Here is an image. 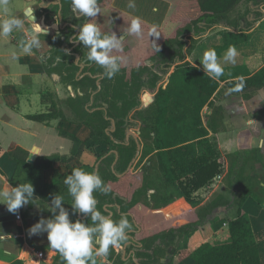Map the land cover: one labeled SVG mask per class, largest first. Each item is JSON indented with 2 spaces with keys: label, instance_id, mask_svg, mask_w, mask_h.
Returning a JSON list of instances; mask_svg holds the SVG:
<instances>
[{
  "label": "rangeland",
  "instance_id": "1",
  "mask_svg": "<svg viewBox=\"0 0 264 264\" xmlns=\"http://www.w3.org/2000/svg\"><path fill=\"white\" fill-rule=\"evenodd\" d=\"M17 1L21 2V0ZM46 1L49 2V0H44L45 3H47ZM261 3H264V0H243L241 7L231 11L221 24L210 28L205 34L196 35L195 31L184 32L185 27L180 25L173 32V35L167 36L163 32L159 37H149L150 30L146 31L143 29L140 36L130 34L128 32L130 20L121 13V10L117 12L114 10L110 11L109 7L103 8L99 4L100 13L96 17H84L82 14L74 12L71 2L67 12H63L65 18H63L62 13L54 14L49 8L50 5L43 8L44 13H41L40 10L37 13L39 17L46 15L47 22L51 23L52 33L50 35L41 33L39 37L40 40L49 41L53 47L52 51L47 54L48 57L44 60L49 79L53 81V74H56L55 79L60 76L63 83L62 90L65 94L70 93L67 91L66 82L72 81L74 84L81 82L80 84H83L84 89L91 90L88 95L87 91V96L82 101L83 104L93 100V96H95L93 84L96 87L104 86V70L99 65L86 59L89 50L87 46L78 41L72 43L71 38L78 35L79 26L85 22L96 23L101 30L102 36L115 33L118 38L123 37V50L113 49L110 54L124 56L126 62L122 64L120 71L113 78L108 79L107 83L114 85L116 77L120 75L122 77L121 90L128 94L133 92V97L139 98L140 107L137 109L138 111L134 109L129 112L127 119L129 120L128 122H131V127H138L139 123H142L141 136L143 142L140 148L141 151L137 148L134 157L128 165V169L123 173H119V187H110L111 191L107 194L99 192L95 198L99 206L109 200L114 193H117L127 202L125 207L131 212L134 218L133 221L139 224L141 229L133 228L132 220L128 219L131 230L127 233L128 239L122 245L130 242V240L139 241L141 244L143 243L151 248V254H154L151 259L145 256L138 257L140 264H188L190 252L193 248H197L198 244L205 242L215 244L219 242L213 236H216V231L221 229L224 221L228 219L230 221V217L236 215L237 204L230 212L227 209L228 204L234 200L235 195H238L237 197L240 199L244 198L248 193H264V188L260 186L262 178L259 177L258 169L253 165L254 161L259 158L258 151L255 149H251V151L250 149L240 150L239 147L241 146H238L237 143L234 147H230L231 149L224 147L225 143L230 139L235 141V139L240 137L242 131H239L240 133L236 131L242 125L241 117L244 112V106L241 103L242 97L240 95L227 96L225 94L226 86L223 82L215 96L213 105L206 106L203 110L204 123L209 125L214 122L217 128L216 132L209 129V139L216 145L222 156L223 173L216 177L211 184L193 193V198L198 202L196 206H191L185 199L179 198L177 195H175L173 201L168 200L169 192L163 183L153 153H150L152 134L149 123L142 120L147 108L151 105H143V92L145 90L157 92L159 87H164L176 65L181 63V57L177 55L178 51L187 56V60L195 63L202 54L201 50H197L196 47L207 40L213 39L219 31L225 29L230 31L251 30L255 25L254 22L264 18V12L262 11L264 5ZM251 4L252 7L250 6ZM52 16H58L56 21H53ZM63 22L65 26L62 25ZM55 25H58L60 32L55 31L57 29ZM40 26L42 28L44 25L40 24ZM261 30H264V24L256 28L255 32ZM158 32L160 33V30ZM180 32L184 33L179 34ZM152 40H155L157 44L155 47ZM256 43L257 41L249 43L247 48L244 49V53L257 52L259 46ZM260 45H264V40ZM156 48H159V51H156ZM73 51L75 52L74 55ZM67 54H69L68 58L65 57ZM172 55H177V57L169 65L168 62H171L169 58ZM76 57H79V59ZM244 60L246 58L236 54L234 62L225 63L236 64L244 62ZM81 65L84 66L81 72L87 75L82 79H77ZM126 72H128L130 77L126 75ZM70 73L75 74L74 80L71 79ZM88 79L89 81L87 82ZM128 81V87L131 86L132 91L126 88ZM51 90L52 87L45 85L43 92L46 93L47 98L50 96ZM107 98V96L99 97L94 104L95 107L97 104H101L103 99ZM243 98L247 100L250 96H243ZM147 100L149 101V99ZM61 101L65 103L66 99L63 98ZM117 103V106H120V101ZM77 106H80V103H77ZM139 110L144 112L140 114ZM250 142L251 139L249 144ZM113 147V149L117 148L119 151L120 146L114 145ZM120 154L121 152L119 151L116 157H119ZM99 164L101 165V161L98 162L96 160L93 165L96 171ZM103 167L108 169V163L103 165ZM101 173H104V170H101ZM102 180L105 182L104 178ZM107 185L110 184L108 183ZM180 199L183 200L181 201ZM65 206L66 211L71 210L69 214L70 220L76 221L79 218L78 210L73 208L72 202H70V205L66 204ZM110 209L113 212L116 211L113 207ZM50 211L51 206L48 204L31 199L27 205L21 207L20 214L24 224V215L38 222L41 219H50ZM113 219L118 221L120 217L115 216ZM35 222L33 223L35 224ZM185 228L188 229V232L185 231ZM191 228H195V230ZM39 234L40 238H47L46 231ZM219 234L222 239L226 236L222 230ZM172 235L173 238L171 237ZM45 241L44 245L49 246V241ZM43 246L34 245L37 249H42ZM1 248H3L2 244L0 245ZM131 248L133 249V247ZM51 249L50 247L49 251ZM117 249L119 250V248H110L108 257L111 256L110 260L113 264H122V250L118 251ZM144 251L145 249L135 252ZM99 258L104 260L102 257ZM176 260L181 261L176 263ZM128 264H134V261L131 260Z\"/></svg>",
  "mask_w": 264,
  "mask_h": 264
},
{
  "label": "trees",
  "instance_id": "2",
  "mask_svg": "<svg viewBox=\"0 0 264 264\" xmlns=\"http://www.w3.org/2000/svg\"><path fill=\"white\" fill-rule=\"evenodd\" d=\"M97 1L103 5L109 3V0ZM70 2L71 0H59L55 4H50L49 8L54 14L62 13L64 16L63 12H67ZM239 2L240 0H181L172 19L183 22L184 32L195 31L196 35L205 34L210 28L221 24ZM253 36V32L246 33L241 29L238 31L221 30L213 39L196 47L197 50H201L202 54L195 63L187 60V56L178 51L177 55L181 57V63L177 64L170 74L167 85L159 87L154 101L147 108L142 120L149 123L152 134L150 153H153L163 183L169 192L168 200L173 201L177 195L179 198L185 199L191 206H196L198 202L193 198V193L211 184L216 177L223 173L222 156L216 145L209 139V129L216 132L217 128L214 122L209 125L204 123L203 110L206 106L213 105L221 82L226 84L225 94L227 96L243 94L247 97L251 92L263 89L264 66L248 76L228 80L222 79V77L213 80L204 71L200 61L206 51H214L218 62L224 68L231 66L225 63L227 51L230 48H234L235 52L238 51L239 46L250 42ZM177 55H172L169 58L171 60L168 62L169 65ZM47 57L48 55H45L43 60ZM65 57L68 58L69 54ZM103 76L105 84L102 87H96L93 84L95 96L88 106H85L86 102L84 104L82 102L76 108L83 122L90 127V135L81 139L66 130L60 131L62 136L73 141L69 155L40 156L36 160L30 161L27 150L20 146L10 147L9 155L16 163V170L11 179L13 187L30 182L34 188L32 197L41 199L51 207L52 200L57 195H61L64 197L62 206L65 209V205H70L72 198L63 181L68 175H71L73 168L79 167L86 171L97 172L102 179H105V184H110V187L119 185V173L128 169L139 145L138 141L132 137L126 139V134L127 129L131 127V122H128L127 119L129 112L140 107V100L138 97H133V92L128 94L121 90L122 77L120 75L116 77L114 85L107 83L109 78L104 73ZM70 77L74 80L75 74L70 73ZM238 86H242L240 91H230ZM104 96L108 98L103 99V102L95 107L97 99ZM118 101H120V106H117ZM139 112L141 114L144 111L139 110ZM56 113V108L52 107L48 114H31L28 118L45 121L48 117H55ZM82 144L95 150L97 161H101L98 170L96 171L95 167L90 165H71L65 173L55 169L51 182H46L44 180L45 171L53 168L56 161H69V158L78 152ZM114 145L120 146L119 157H116L113 151ZM107 163L108 169L103 167ZM101 170H104V173H101ZM99 192L101 191L96 190L94 196H98ZM243 202L244 199L240 200L238 197L233 200V204H237L239 208L237 216L228 222L230 239L215 244L202 243L191 254L192 264H262L260 248L250 215L247 212H242L241 209ZM115 204L120 207V210L114 211L111 218L126 217L132 220L133 228H138L133 221V216L128 213V209L125 207L127 202L119 194L115 196ZM58 212L59 209L55 214ZM67 212L70 214L71 210ZM53 216L54 213L51 210L49 218L51 219ZM26 220L27 215H24V223ZM76 221L86 225L93 223L91 214L85 213ZM191 229L195 230V228ZM19 230L22 232L21 227ZM185 231L188 232V229L185 228ZM171 237L173 238V235ZM142 248L145 251L136 252L137 257L145 256L151 259L154 255L151 254V248L143 243ZM96 259L97 264H107L99 257ZM107 259L110 260L111 256ZM14 264H19V262L16 261ZM55 264H65L58 252Z\"/></svg>",
  "mask_w": 264,
  "mask_h": 264
},
{
  "label": "crops",
  "instance_id": "3",
  "mask_svg": "<svg viewBox=\"0 0 264 264\" xmlns=\"http://www.w3.org/2000/svg\"><path fill=\"white\" fill-rule=\"evenodd\" d=\"M180 1L181 0H134L136 3L135 9H129L127 7V3L133 2V0H109L107 5H103L98 1L97 3L103 8L109 7L110 11L114 10L117 12L121 10V13L130 21L133 18H139L143 30H151L153 26H156L157 30H160L161 35L164 32L165 35L169 36L171 34L173 35L177 27L183 24V22L173 21L172 19L173 15L177 12ZM242 1L243 0H240L234 9L241 7ZM57 2L59 1L49 0L46 4L49 6ZM41 4L42 2H40V0H21V2L9 0L7 14H14L24 20L23 29L25 31L31 28L33 22L37 24L40 22V24L44 25L42 28L50 30V32H45V34L50 35L52 33L51 23L47 22L46 15L42 17L37 15L39 10L41 13H44V11H41ZM261 4L264 5V3ZM250 6L252 7V4ZM28 8L33 10L32 17L36 20L32 21V19L26 15ZM154 8L157 9V11L154 12ZM262 11L264 12V9ZM7 14L0 9V19L7 18ZM57 18L58 16H52L53 21H56ZM254 24L251 30L244 31L246 33H254L252 40L239 46V50L236 51V54H239L242 58H246V60H244V62L230 64L231 66H226L224 68V79L228 80L235 77L248 76L264 66V45H260L264 40V30L255 32L256 28L264 24V18L257 20ZM62 25L65 26L64 22ZM23 29H16L7 37L0 36V187L7 185L13 187L11 179L16 170V163L9 155L11 146H20L24 148L29 152V160L34 161L40 156L70 154L73 141L62 136L60 134L61 130L73 133L81 139L87 138L91 133L90 127L83 122L76 109L77 103L81 105L83 99L90 94L91 90L84 89L82 86L83 84H80L81 82L79 84H74L72 81H69L66 82L65 85L67 91L70 93H67L68 95L65 94L62 90L63 83L61 82V77L58 76V78L55 79L56 74H53V81H51L44 65L43 57L53 49L50 42L41 40V45L38 48L34 47L30 53H25L20 48V45L26 42L25 33L22 31ZM55 31L60 32L59 28ZM255 41H257L256 45L259 46L257 52L244 53V49L247 48V45ZM14 51L17 54L16 59H13L11 56V53ZM76 58L79 59V57ZM260 63L261 65H259ZM255 67L257 68L253 69ZM83 68L84 66L81 65L77 79H82L87 75L81 72ZM126 75L129 76L128 72H126ZM88 81L89 79L87 82ZM128 83L129 81L126 83V88L132 91L131 86L128 87ZM167 83L168 80L164 87ZM223 83L226 86L225 82ZM45 85L52 87V92H50L51 94H49L50 96L48 98L46 93L43 92ZM154 93L156 92L145 90L142 96L145 97L149 94V96L154 99ZM238 95L242 97L241 103L244 106V112L241 117L242 125L239 126L240 128L236 132H242L239 138L235 139V141L230 139L225 143L224 147L231 149L237 143L238 146H241L239 147L240 150L250 149L251 151V149H255L258 151L259 158L254 161L253 165L258 169L257 172L261 174H259V177L262 178L260 186L264 188V88L251 92L249 94L250 98L247 100L243 98L245 95ZM63 98L66 99L65 103L61 101ZM86 103L87 105L85 104V106H88L90 102L88 101ZM52 107H55L57 111L55 117H48L45 121H36L28 118L31 114H48L52 110ZM142 127V123H139L138 127H129L126 134V139L132 137L138 141L139 151H141L140 148L143 142L141 136ZM250 139L251 142L249 144ZM221 147H223V145H221ZM113 150L116 156H118V150ZM34 151L38 154L33 153ZM96 160L94 149H89L82 144L78 152L69 158V161H56L53 168L46 170L44 173V180L46 182H51L55 169L65 173L69 170L71 165L93 166ZM116 195L117 193H114L105 203L99 206L97 205V209L100 210L103 215H106L107 212L111 210V207L115 208L117 211L120 210V207L115 204ZM237 196L235 195V197ZM31 199L41 201V199L37 197H31ZM242 199H244L243 205L241 206L242 212H247L250 215L256 240L260 248L261 261L262 264H264V193H248L244 198H240V200ZM234 206H236V204H233V201L230 202L227 206L228 212H230ZM238 208L236 210V215L230 217V220L237 216ZM20 209L17 213L13 214L7 210L6 204L0 203V245L2 244L3 246V248H1L3 250L0 249V263L5 262L6 264H12L19 256H28L27 253L30 252L28 247H34V245L38 247L43 246L46 243L45 240H48L47 238H40V234L29 235L28 231L34 225L33 222L35 221L31 218H27L26 222L23 224ZM128 213L131 215L129 210ZM83 215L84 213L78 210V216L82 217ZM228 222L229 219L224 221L221 229L216 231V236H213L219 241L218 243L230 239ZM137 226L140 230L141 226L139 224H137ZM20 227H23L22 232L19 230ZM221 230L226 235L223 239L220 238L219 234ZM139 244V246L142 245L140 242ZM200 245L201 244H198V246ZM49 248L50 246L46 245L42 247V249ZM120 249H123V245L117 250L120 251ZM195 249L196 248H193L190 252L188 264L193 263L191 254ZM52 251H54V254H57L56 250L52 249ZM131 252L132 251H129L130 256L133 254V259L137 258L139 260L136 252ZM179 261L181 260H176V263H179Z\"/></svg>",
  "mask_w": 264,
  "mask_h": 264
},
{
  "label": "clouds",
  "instance_id": "4",
  "mask_svg": "<svg viewBox=\"0 0 264 264\" xmlns=\"http://www.w3.org/2000/svg\"><path fill=\"white\" fill-rule=\"evenodd\" d=\"M8 2L9 0H0V9L6 14ZM71 7L74 12L84 17H96L100 13L97 0H71ZM127 7L135 9L134 0L127 3ZM153 11L157 9L154 8ZM26 15H29L32 21L34 20L31 14ZM23 26L24 20L14 14H7V18L0 19V36L7 37L16 29H23ZM22 31L26 37V42L20 45L23 52L30 53L34 47L38 48L41 45L39 37L41 33L45 35V30L39 24L33 22L30 29ZM128 32L137 36L142 34L139 18L131 19ZM159 35L156 26H153L149 37H159ZM77 41L88 47L86 59L99 65L109 79L113 78L120 71L122 64L126 62L124 56L110 54L113 49L123 50V37L118 38L115 33L102 36L96 23L85 22L80 25L78 35L71 38L72 43ZM152 42L155 47L157 45L155 40ZM156 51H159V48H156ZM235 55V49L230 48L226 53L225 61L234 62ZM11 56L16 59V52H12ZM200 62L211 79L218 80L224 75V67L218 62L214 51H206ZM241 87L238 86L230 91H240ZM63 183L67 186L68 194L72 198L73 208L82 213L91 214L92 225L71 221L69 213L62 206L64 197L57 195L52 200L53 218L39 220L28 233L31 236L46 231L49 246L60 254L65 264H97V257L106 259L110 248H120L122 243L128 239L127 231L131 230V225L126 217L117 221L103 215L97 209L94 192L100 190L107 194L111 191L110 186L105 184L97 172L86 171L79 167L73 168L71 175H68ZM33 193L34 188L30 182L21 183L16 187L2 186L0 187V203L6 204L7 210L15 214L29 203ZM57 209L59 212L55 214Z\"/></svg>",
  "mask_w": 264,
  "mask_h": 264
},
{
  "label": "built area",
  "instance_id": "5",
  "mask_svg": "<svg viewBox=\"0 0 264 264\" xmlns=\"http://www.w3.org/2000/svg\"><path fill=\"white\" fill-rule=\"evenodd\" d=\"M32 1V0H29ZM41 11L43 12V8L47 6V4L44 1H41ZM149 99V101L147 100ZM148 101V102H147ZM154 101L151 96H145L143 97L142 103L144 106H147L151 104ZM107 216L111 217L113 215V211H108ZM139 241L130 240V242H126L123 245L122 254L121 257L122 264H128L131 260L134 261V264H140L139 260L137 258L133 259V254L130 256L129 251H142L144 248H142V245L139 246ZM133 247V249L131 248ZM30 252H28V256L23 257V255L19 256L16 261L19 262V264H55V257L56 254H54V251L52 249L49 251V249H37L33 246L28 247ZM131 252V253H132ZM106 262L107 264H113L111 261L104 259L102 260Z\"/></svg>",
  "mask_w": 264,
  "mask_h": 264
},
{
  "label": "water",
  "instance_id": "6",
  "mask_svg": "<svg viewBox=\"0 0 264 264\" xmlns=\"http://www.w3.org/2000/svg\"><path fill=\"white\" fill-rule=\"evenodd\" d=\"M32 11L33 10L31 8H28L27 11H26V14H31L32 15ZM34 20H36V19H34ZM55 27L58 29V25H55ZM42 29L45 30V32H50V30H48V29H45V28H42Z\"/></svg>",
  "mask_w": 264,
  "mask_h": 264
}]
</instances>
